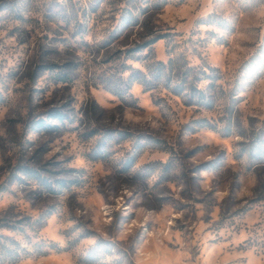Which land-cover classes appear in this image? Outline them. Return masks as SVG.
<instances>
[{
  "label": "rangeland",
  "instance_id": "obj_1",
  "mask_svg": "<svg viewBox=\"0 0 264 264\" xmlns=\"http://www.w3.org/2000/svg\"><path fill=\"white\" fill-rule=\"evenodd\" d=\"M0 264H264V0H0Z\"/></svg>",
  "mask_w": 264,
  "mask_h": 264
}]
</instances>
